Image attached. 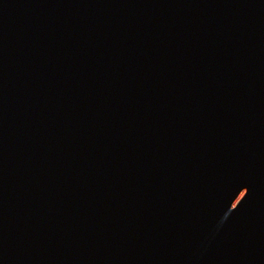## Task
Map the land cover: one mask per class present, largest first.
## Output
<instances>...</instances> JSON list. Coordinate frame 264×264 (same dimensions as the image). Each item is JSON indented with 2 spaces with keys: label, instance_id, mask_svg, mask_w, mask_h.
I'll return each mask as SVG.
<instances>
[{
  "label": "water",
  "instance_id": "water-1",
  "mask_svg": "<svg viewBox=\"0 0 264 264\" xmlns=\"http://www.w3.org/2000/svg\"><path fill=\"white\" fill-rule=\"evenodd\" d=\"M0 264H264V0H0Z\"/></svg>",
  "mask_w": 264,
  "mask_h": 264
}]
</instances>
